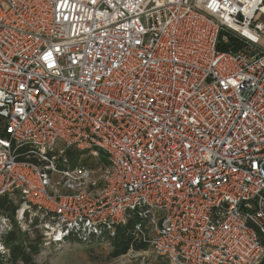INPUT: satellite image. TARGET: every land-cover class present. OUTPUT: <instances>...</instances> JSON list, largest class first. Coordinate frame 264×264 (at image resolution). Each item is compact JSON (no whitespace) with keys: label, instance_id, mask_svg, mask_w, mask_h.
Segmentation results:
<instances>
[{"label":"built area","instance_id":"obj_1","mask_svg":"<svg viewBox=\"0 0 264 264\" xmlns=\"http://www.w3.org/2000/svg\"><path fill=\"white\" fill-rule=\"evenodd\" d=\"M5 196L2 258L133 220L170 264H260L264 0H0Z\"/></svg>","mask_w":264,"mask_h":264},{"label":"rangeland","instance_id":"obj_2","mask_svg":"<svg viewBox=\"0 0 264 264\" xmlns=\"http://www.w3.org/2000/svg\"><path fill=\"white\" fill-rule=\"evenodd\" d=\"M61 146L60 142L55 148L59 149ZM103 158L102 155L100 159ZM84 159L98 160L90 156L89 153H84ZM12 200L16 205L21 203L19 196L13 197ZM15 229L24 232L20 225L16 224ZM28 235L31 239L40 237V231L38 228L31 227V232ZM111 250L109 241L96 239L89 243L77 242L60 249L40 247L34 264H170L167 259L158 256L151 248L145 251L132 249L120 257H113Z\"/></svg>","mask_w":264,"mask_h":264},{"label":"trees","instance_id":"obj_3","mask_svg":"<svg viewBox=\"0 0 264 264\" xmlns=\"http://www.w3.org/2000/svg\"><path fill=\"white\" fill-rule=\"evenodd\" d=\"M79 154V151L76 149L68 152L69 158L72 160L79 156ZM17 206L18 204L16 205L8 196L2 197L0 212L14 219ZM133 226L134 222L132 220L128 225L118 227L115 236L110 238L109 242L112 247L111 252L113 257L123 256L132 249L135 251H145L150 248L149 243L134 237L132 234ZM2 240L7 244L9 252L4 258L0 257V264H34L35 258L40 251V237L31 239L27 231L20 232L14 229L4 233ZM260 264H264V258L260 261Z\"/></svg>","mask_w":264,"mask_h":264}]
</instances>
